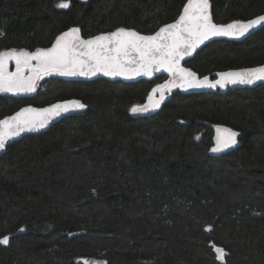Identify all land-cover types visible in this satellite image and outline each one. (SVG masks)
Masks as SVG:
<instances>
[{
    "label": "trees",
    "instance_id": "obj_1",
    "mask_svg": "<svg viewBox=\"0 0 264 264\" xmlns=\"http://www.w3.org/2000/svg\"><path fill=\"white\" fill-rule=\"evenodd\" d=\"M0 0V51H34L76 27L153 34L186 0ZM215 22L264 13V0H210ZM264 64V27L216 39L185 66L201 77ZM169 79L126 82L52 76L29 96L0 93V118L79 98L87 111L14 142L0 158V264H264V84L177 89L133 116ZM213 126V127H211ZM217 128L237 143L212 152ZM211 226V231L206 229Z\"/></svg>",
    "mask_w": 264,
    "mask_h": 264
},
{
    "label": "snow or ice",
    "instance_id": "obj_2",
    "mask_svg": "<svg viewBox=\"0 0 264 264\" xmlns=\"http://www.w3.org/2000/svg\"><path fill=\"white\" fill-rule=\"evenodd\" d=\"M58 7L69 8V0H61ZM261 25H264V15L246 21L217 23L210 0H186L178 18L159 27L154 34L146 35L119 27L84 38L81 30L73 27L58 35L47 48L0 51V93H35L39 82L54 75L87 78L102 74L105 77L133 79L167 73L170 79L151 89L147 97L149 104L131 108L132 113H145L159 109L174 89H223L228 85H253L264 81V65L221 71L212 79L207 75L201 77L196 71L184 67L182 61L213 38H244ZM0 35L3 33L0 32ZM13 62L14 70H10L9 65ZM84 108L85 105L78 100L56 102L42 108H20L15 114L0 119V150L21 134L43 130L62 114ZM237 136L238 133L230 128H217L215 146L211 151L222 152L233 147ZM206 230L211 231V226ZM9 239L7 235L0 238V245H8ZM212 248L215 258L223 264L227 256L225 250L215 245Z\"/></svg>",
    "mask_w": 264,
    "mask_h": 264
},
{
    "label": "water",
    "instance_id": "obj_3",
    "mask_svg": "<svg viewBox=\"0 0 264 264\" xmlns=\"http://www.w3.org/2000/svg\"><path fill=\"white\" fill-rule=\"evenodd\" d=\"M260 15H264V13L263 14H260ZM259 16V15H258ZM256 17V16H255ZM254 17V18H255ZM252 19V18H251ZM172 22H174V21H172ZM172 22H170V23H172ZM264 27V25H261V26H258L257 28H255V29H253V30H251L250 31V33L249 34H246V36L244 37V38H240V39H232V38H224V37H219V38H213V39H211L210 41H207L206 43H205V45L206 44H208L209 42H211V41H213V40H216V39H228V40H233V41H243V40H245L246 38H248V37H250L252 34H254L255 32H257L258 30H260L261 28H263ZM132 30H134V29H132ZM141 33V32H140ZM141 34H144V33H141ZM154 34V33H153ZM147 35V34H146ZM204 45H202L199 49H197V51L195 52V53H193V55L191 56V57H187V58H185V61H182V65L184 66V67H186L185 66V63L188 61V60H190L202 47H203ZM262 65H264V64H261V65H256V66H251V67H257V66H262ZM188 68V67H187ZM244 68H248V67H244ZM190 69V68H189ZM237 69H241V68H237ZM192 70V69H191ZM228 70H236V69H228ZM224 71H227V70H224ZM218 72H221V71H218ZM218 72H216V73H218ZM216 73H214V76H213V78L212 79H215L216 78ZM161 75H166V76H168V74L167 73H165V72H159V73H154V75L152 76V77H136V78H133V79H125V78H123V77H105V76H103L102 74H97L96 76H94V77H87V78H85V77H76V78H78V79H81V80H83V81H90V80H94V79H97V78H104V79H107V80H110V81H115V80H121V81H126V82H135V81H139V80H154L156 77H158V76H161ZM169 77V76H168ZM169 79H170V77H169ZM261 84H264V81H258V82H256L255 84H253V85H239V84H237V85H228L226 88H223V89H220V88H216V89H207V88H205V89H190V90H185V91H190V92H197V93H209V92H213V91H217V90H221V91H227L228 89H234V88H254V87H256V86H258V85H261ZM67 100H78V101H80V102H82L84 105H85V108L84 109H82V110H76V111H72V112H69V113H66V114H62L60 117H58V118H56V119H54L51 123H50V125L47 127V128H45V129H43V130H40V131H37V132H31V133H23V134H21L19 137H16V138H13L12 140H10V141H8L7 142V144H6V147H5V149L4 150H0V158L6 153V151H7V149L14 143V142H16V141H18V140H20V139H22V138H24V137H26V136H29V135H37V134H42V133H45V132H47L48 130H50L55 124H57L59 121H61L62 119H64V118H66V117H69V116H72V115H74V114H82V113H84V112H86L87 111V108H88V106L81 100V99H79V98H68V99H63V100H58V101H56V102H61V101H67ZM56 102H54V103H56ZM53 104V103H52ZM49 105H51V104H48V105H45V106H37V105H33V104H27V105H24V106H22V107H20V108H23V107H27V106H33V107H37V108H42V107H46V106H49ZM19 108V109H20ZM19 109H17L16 111H18ZM16 111H14L13 113H11V114H8V115H5V116H3L2 118H0V119H3V118H6V117H8V116H10V115H13V114H15V112ZM211 127H213V126H211ZM216 135H217V131H216ZM216 135H215V137H216Z\"/></svg>",
    "mask_w": 264,
    "mask_h": 264
},
{
    "label": "rangeland",
    "instance_id": "obj_4",
    "mask_svg": "<svg viewBox=\"0 0 264 264\" xmlns=\"http://www.w3.org/2000/svg\"><path fill=\"white\" fill-rule=\"evenodd\" d=\"M18 51H19V50H18ZM9 68H10V70H14V62H13V63H10ZM47 78H49V77H47ZM47 78H45V79H47ZM67 78H75V77H67ZM42 82H43V81L39 82V84H38V88H39V86L41 85ZM175 90H177V89H174L173 91H175ZM173 91H172V92H173ZM2 94L13 95V94H11V93H2ZM32 94H34V93H26V94H19V95H13V96H29V95H32ZM150 94H151V92H150ZM169 96H170V94L166 96V99L169 98ZM166 99H165V100H166ZM146 104H149L148 99L146 100V102H145L144 104H141V105H135V106H143V105H146ZM149 107H150V105H149ZM156 110H158V109L150 110V111L145 112V113H132V112H131V109H130V113H131L133 116H140V115H147V114L153 113V112H155ZM224 151H225V150H224ZM87 264H92V263H91V262H87Z\"/></svg>",
    "mask_w": 264,
    "mask_h": 264
}]
</instances>
